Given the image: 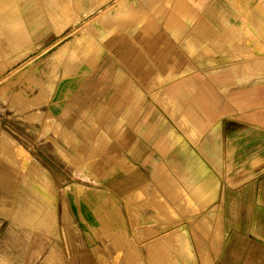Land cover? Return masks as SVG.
<instances>
[{"label":"crops","instance_id":"obj_1","mask_svg":"<svg viewBox=\"0 0 264 264\" xmlns=\"http://www.w3.org/2000/svg\"><path fill=\"white\" fill-rule=\"evenodd\" d=\"M0 264H264V0H0Z\"/></svg>","mask_w":264,"mask_h":264},{"label":"rangeland","instance_id":"obj_2","mask_svg":"<svg viewBox=\"0 0 264 264\" xmlns=\"http://www.w3.org/2000/svg\"><path fill=\"white\" fill-rule=\"evenodd\" d=\"M125 5V3L123 4ZM113 11V7L109 8L108 11L106 12V14H111ZM58 21H59V26L64 24V18L62 17V14L59 12L58 15ZM81 17H75V20H74V28H73V36H74V40L76 43H78V41H80V37L82 36V28H81V23L79 22ZM90 29V32L91 34L93 33V27L90 26L86 28V33L87 31ZM71 32V31H70ZM65 38H66V34H65V29L62 30V32H60L59 34V37H58V50H62L63 52L65 51V45H64V41H65ZM75 43V50H77V46H80V45H76ZM58 62H60V58L57 59Z\"/></svg>","mask_w":264,"mask_h":264},{"label":"bare ground","instance_id":"obj_3","mask_svg":"<svg viewBox=\"0 0 264 264\" xmlns=\"http://www.w3.org/2000/svg\"><path fill=\"white\" fill-rule=\"evenodd\" d=\"M70 7V6H69ZM31 62V61H30ZM25 64V63H24ZM2 146H3V144H2ZM5 147V146H4ZM3 149V148H2ZM4 150V149H3ZM5 152V151H4ZM12 154V153H11ZM11 156V155H10ZM7 157V156H6ZM13 157H15V156H13ZM68 157V156H67ZM67 160V159H66ZM78 165V164H77ZM73 168V167H72ZM166 186H168V185H166ZM171 192V191H170ZM167 194H168V192H167ZM172 194V193H171ZM172 197H173V194H172ZM176 199V198H175ZM163 200H161V202H162ZM177 202V201H176ZM166 208V207H165Z\"/></svg>","mask_w":264,"mask_h":264}]
</instances>
